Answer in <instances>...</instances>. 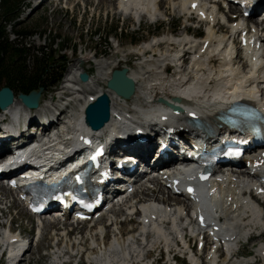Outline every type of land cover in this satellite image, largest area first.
<instances>
[{"label":"bare ground","instance_id":"obj_1","mask_svg":"<svg viewBox=\"0 0 264 264\" xmlns=\"http://www.w3.org/2000/svg\"><path fill=\"white\" fill-rule=\"evenodd\" d=\"M89 0H84L85 3H88ZM161 0H128L126 2H117V10H119L122 13L125 14V16H133L136 17L138 14H140L143 11H146L148 15H150L153 19H158V11L159 8L164 5V0H162V3H160ZM175 2V0H172ZM202 6H205V3L203 0H199ZM68 2V1H67ZM193 0H180L178 3L175 4L178 11L180 13L184 12V14L188 13V4H191ZM172 3V2H171ZM100 1L97 2L96 6H99ZM160 6V7H159ZM217 8V5L211 4L209 7H207L206 13L208 17L212 20H214V25L208 24L206 27V35L198 41L196 38H192L189 36L188 31H183L182 35H176L170 34V36H164V37H154L151 41H146L142 43L140 46H138L137 54H141L142 56H146L147 52H150L151 59L146 60V62H153L156 65L152 69L146 70L144 73L141 74V72L135 70L133 71L130 66L126 64L125 67L129 69V75L135 80L136 82V90L132 98L130 99H124L118 94H116L113 91H108L106 88L101 87L100 81H107V79L110 76V66H112L116 60H112L111 58H103L96 62V74L90 75V80L88 82H83L79 78V74L81 72L87 71V68L85 64L88 62L87 58L80 57L74 61L71 62V65L69 66L68 70L66 71L63 82L58 88V91L61 94L69 93V96L74 97L76 104L78 105V112L75 113V116L70 119V122L72 121L73 125H77L78 128H85L86 123L84 122V107L87 104V101L89 97L96 96L101 91H106L110 95L111 98V119L107 122V124L99 129L96 130L101 133H105L110 130L111 126L115 125V113L117 112V116H124L126 113H129L131 111H134L133 108L127 106L128 101H143L142 98L146 96L147 98H151L154 94L158 96H167L168 98H171L172 96H186L188 98H193L200 95H206L209 97L208 92L214 89L215 91L223 92V89L227 90V86L235 84V83H245L248 84L245 87L244 90V96L245 97H256L258 98L259 95H262L263 93L256 92L253 88L254 85L261 83V72L258 70H248L245 72V70L240 69L238 62H232L231 61V55L233 52L230 51V48L228 45H226V42L229 41L230 37L239 29L240 25H242L241 22H237L235 24L228 25L229 32L225 34H217V31L215 30L216 26L218 24L222 26H226L225 24H221L219 21V16L215 12V9ZM119 12V13H120ZM139 16V15H138ZM263 44H264V35L262 34ZM209 41L208 45L204 49V43ZM223 43L225 45L223 46ZM185 48H194V52L190 54V52H185L180 58L179 63H183L181 66H178V72L175 74V77L172 78V76L167 77L165 76V72L161 70L162 61H164L167 58H176V56H180L181 52ZM150 50V51H148ZM186 56V59H188L187 63H185L184 57ZM212 57V58H211ZM258 58V54L253 53L249 56V61L253 63V58ZM218 60V65L215 64V62ZM249 67V66H248ZM146 69V68H145ZM248 69V68H247ZM137 71V72H136ZM264 83V80H263ZM260 91V90H259ZM229 92L228 94H231L232 92L227 90ZM264 95V94H263ZM214 96L211 99H207L204 101H199L197 99H192V101H188L187 104L195 105L196 108H205V111L201 109L202 120H204L206 123H209L212 126H217L216 122V114L218 110L222 108V104L220 103L218 99V94L211 95ZM58 97L57 95L46 101L43 99L40 102V105L36 109H28L29 112H35V115L39 117L42 113L50 111V105L57 101ZM45 102V103H44ZM49 102V103H47ZM260 102L264 106V97L260 99ZM20 98L16 97L14 100V104L7 107V110H14L15 106L17 104H21ZM135 103V102H132ZM129 110V111H126ZM135 117V116H131ZM135 118L139 119V116ZM128 118L127 120H129ZM186 118H183L185 120ZM126 120V121H127ZM132 120V119H131ZM130 123H135L136 121H131ZM114 122V124H113ZM118 122H121L118 120ZM65 123L63 118H60L57 122V124ZM156 136V134H155ZM153 136V137H155ZM151 140L148 142L146 149L151 150L154 146L152 137ZM136 149H140V146L135 144ZM152 150H155L153 148ZM261 164L264 166V161L261 162ZM192 176V175H190ZM223 181V180H221ZM219 181V184L217 187L219 188L221 193L223 194L224 201H229L230 197H232L233 201H229L230 209H229V220H225L223 223V229L226 233V236H229L231 239L235 237V239H242L246 238L249 233L255 230L262 229V233L259 235V238H264V216H262V213L264 214V208H262L261 205L257 206L255 204H250L248 200L243 198L240 195V190L247 188L248 183L246 180L241 179L239 181L231 179L230 177H227L226 181L221 182ZM156 188L154 190H151L147 187L141 188V192L145 193V190L148 191V193H154L158 195V193H164L161 192L159 189L163 190V188H166L162 183L156 179ZM143 185V183L140 184ZM5 187V188H4ZM160 187V188H159ZM8 188L4 186L0 182V195L2 192H6ZM140 190V188H139ZM200 190V196L203 199V204L201 205V209L205 210L209 217H211L212 214V204L209 202V195L204 186H201L199 188ZM158 191V192H157ZM139 192V191H138ZM169 192V191H168ZM145 195L142 197V200H153L156 201L155 198H151L149 195ZM177 198V199H176ZM169 203L175 202L174 205H186L189 206V202H186V200L173 196L169 193L168 199ZM17 201V200H16ZM159 201V200H158ZM162 201V200H161ZM2 199L0 197V203H2ZM19 202V201H18ZM20 203V202H19ZM173 205V204H171ZM146 210L148 212V216L146 215L143 219L149 218V216H152V214H158V210L150 211L154 209V206L151 205H145ZM179 206L178 208L175 207L172 213V216L174 218H178L181 213H183L184 209ZM150 211V212H149ZM118 209H115L111 211L113 214L112 223L110 226H116L117 230H119L122 233V226L123 222H119L116 218V214L119 215ZM168 215V213L163 215V219ZM189 219L192 223V216L188 214ZM47 218V217H45ZM157 219H160L158 216ZM47 222L46 219L41 218L42 224L44 222ZM49 222H52L50 219ZM152 222V221H151ZM155 222H158V220H155ZM190 225V224H188ZM187 225V227H189ZM142 225L140 223L138 229H142ZM138 229L135 230V232L138 231ZM146 238H141L137 235H133L131 238H123L119 237L120 232L116 231V233L113 234V237L111 239V243L109 244V247L107 248V244L103 247L101 239L98 237V235L95 233L92 236V241L98 243V251L103 252L101 255L94 258V261L96 264H153L152 261L149 258L148 253L155 249H157L159 246L162 245L164 248H168L169 246L174 247L175 243L173 241V238L176 234L181 233V230H177L174 226H161L159 223H154L153 227H151V224H149V228ZM184 229V228H183ZM131 230V229H130ZM155 230V231H153ZM185 232L187 231V228L184 229ZM152 231L155 233H152ZM98 232V231H97ZM138 233V232H137ZM152 233V234H151ZM184 233V232H183ZM224 233V234H225ZM129 236V233L127 234ZM100 239V240H97ZM190 245V239L187 240ZM264 242V241H263ZM6 243V239L3 237L1 243H0V259L4 252H8L9 258L7 264H12L14 261V256L16 255V252L18 248H14V245H7L6 248H4V244ZM239 242H236V247H234V250L238 247ZM104 244V242H103ZM264 244V243H263ZM263 245L258 246L257 251L262 252L264 248H262ZM95 247H92L94 249ZM233 249V248H232ZM26 252L23 254V257L25 256ZM62 252H58L56 256H54V259L52 261V264H60L62 260H60V255ZM148 255V257H147ZM190 258V261L192 263L200 261V258L198 257L197 260L193 255H188ZM234 257H236V254H234L230 259L228 257H225L223 260L228 264ZM148 259V260H147ZM252 258H246L240 261V264H250ZM167 264H176L173 261H171L170 256L167 259ZM178 263V262H177ZM239 263V262H236ZM180 264V263H178Z\"/></svg>","mask_w":264,"mask_h":264},{"label":"rangeland","instance_id":"obj_2","mask_svg":"<svg viewBox=\"0 0 264 264\" xmlns=\"http://www.w3.org/2000/svg\"><path fill=\"white\" fill-rule=\"evenodd\" d=\"M98 1H100V4L96 6ZM179 1L164 0V5L159 6L160 8L157 13L158 19L162 16L161 20L152 23L148 19H145L141 24L137 23L131 15L125 16L121 14L116 8L117 2L115 0H89L88 3H85L84 0H46L41 6L30 11L24 10V4L20 3L18 9L22 13L17 20L16 27L10 26L6 28L5 32L8 35L9 42L18 44L19 48L25 46V48H29L27 53L22 55V58H25L27 61L28 66H32L37 56H42L40 50L46 47L49 53L50 49L51 54L54 53V61H57L58 64H62V60L65 59V73L71 62L77 59L76 57H84L90 60V62L85 64L87 71L94 75L97 73L96 62L109 57L117 61L109 67L110 69L121 68L127 64L133 71L137 70L142 74L147 68H153V65H156L153 62H146V60L151 59L150 52L152 51L148 50L150 52L146 53V60L145 58H141V54H137L136 47L140 46V43L143 41H151L155 35H157L156 37L170 36V32L173 31H175V34L172 33L174 36L177 34L182 35L185 30L188 33L205 35L204 31H207L206 28L201 26L197 30L198 23L196 22L192 24L191 30L188 29L187 24L191 22L184 18L185 15L184 17L182 16L184 12L180 13L176 7L177 5L175 6ZM160 3H162V0ZM0 19H4L2 17L1 5ZM116 27L119 28L117 32H115ZM226 27L218 24L215 30L217 34H225L229 32ZM21 29H24L27 34H14V32ZM109 33H115V36L108 38L107 34ZM134 38H138L135 44L131 42ZM22 44H25V46ZM95 54L97 55L96 59L93 58ZM184 59L185 63H187L188 59H186V56ZM17 60L18 57H15L14 61L16 62ZM146 63H150V65ZM242 65H245V62ZM247 68L248 66H244V68L240 66V69L245 70V72L249 70ZM175 73L176 70L173 68L165 70V76L167 77L172 76L174 78ZM61 82L63 81L61 80L56 87L43 91L45 101L58 91V88L62 84ZM4 84H0V88ZM100 84L101 87L105 88V81H100ZM142 100H149V98L144 96ZM143 101L129 100L127 106L130 107V102L137 104ZM159 190L163 192L165 188ZM147 192L145 190V193H141L145 196ZM7 193L8 190L1 194L2 201L7 196L9 200L4 205L6 209L3 214L5 215L2 216L0 213V243L3 237V224H5V229L11 227L14 230L21 229L23 233L27 232L31 236L35 234L34 217L29 212L21 209L22 205L18 201H16L15 205L12 203L13 207L9 208L12 197L11 195H7ZM147 195L155 198L156 201H160L159 195L155 194V192L148 193ZM134 196L136 197V195ZM160 196L166 198L167 195L160 194ZM11 218L13 219L12 222H10ZM135 223L136 225H127V227L135 228L132 232H135L138 228V223ZM110 227H108V241L112 239L113 234L116 233L115 230H117L116 226ZM41 229L43 232L41 239L38 242L35 241L31 249L26 252L24 259L18 264H52L54 256L60 251L62 252L60 255L62 262L60 264H96L94 258L103 253L98 251V248L95 247V243L92 241L94 231H98L96 227L90 228L88 224H71L70 222L63 221L45 223V227ZM261 240L264 241V238ZM258 242L260 243V240L254 245H258ZM92 247L95 248L92 249ZM252 248L255 249L251 243L247 247H244L242 250L243 255L252 254ZM148 254L151 259L159 255L158 252H149ZM177 259L182 264H187L185 260ZM164 260L163 258V263Z\"/></svg>","mask_w":264,"mask_h":264},{"label":"trees","instance_id":"obj_3","mask_svg":"<svg viewBox=\"0 0 264 264\" xmlns=\"http://www.w3.org/2000/svg\"><path fill=\"white\" fill-rule=\"evenodd\" d=\"M19 2L25 0H1L3 20L0 19V84L11 86L17 92H29L32 89L44 87L49 88L55 85L62 77L65 69V62L58 64L54 61L53 55L48 48H42L41 57H36L32 66H28L22 55L26 54L29 48H19L18 44L9 42L5 30L9 26L15 28L19 18ZM19 35L27 34L24 29L16 31ZM18 57L15 62L14 58Z\"/></svg>","mask_w":264,"mask_h":264},{"label":"water","instance_id":"obj_4","mask_svg":"<svg viewBox=\"0 0 264 264\" xmlns=\"http://www.w3.org/2000/svg\"><path fill=\"white\" fill-rule=\"evenodd\" d=\"M80 79L88 81L86 72L80 74ZM107 87L123 98H130L136 89L135 81L128 75L127 68L115 69L107 80ZM43 88L32 91L30 94L20 93L22 102L29 108H35L41 100ZM14 101L13 91L5 86L0 90V107L6 108ZM111 99L107 92L99 94L93 102L87 104L85 109L86 122L93 128H101L110 119Z\"/></svg>","mask_w":264,"mask_h":264},{"label":"snow or ice","instance_id":"obj_5","mask_svg":"<svg viewBox=\"0 0 264 264\" xmlns=\"http://www.w3.org/2000/svg\"><path fill=\"white\" fill-rule=\"evenodd\" d=\"M193 7H195V4H193ZM239 149H232V150H229V154H239ZM259 163V162H258ZM77 179H79V177H77ZM190 192L192 191L191 187H189L188 189ZM201 221H203V217H201Z\"/></svg>","mask_w":264,"mask_h":264}]
</instances>
